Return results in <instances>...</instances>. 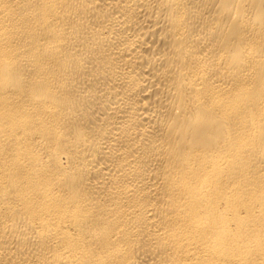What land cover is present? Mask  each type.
<instances>
[{"label":"bare ground","instance_id":"obj_1","mask_svg":"<svg viewBox=\"0 0 264 264\" xmlns=\"http://www.w3.org/2000/svg\"><path fill=\"white\" fill-rule=\"evenodd\" d=\"M0 264H264V0H0Z\"/></svg>","mask_w":264,"mask_h":264}]
</instances>
